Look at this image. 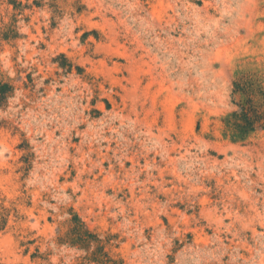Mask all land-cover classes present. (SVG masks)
I'll return each instance as SVG.
<instances>
[{"label": "rangeland", "instance_id": "1", "mask_svg": "<svg viewBox=\"0 0 264 264\" xmlns=\"http://www.w3.org/2000/svg\"><path fill=\"white\" fill-rule=\"evenodd\" d=\"M245 75L264 0H0V264H264V131L225 127Z\"/></svg>", "mask_w": 264, "mask_h": 264}, {"label": "trees", "instance_id": "2", "mask_svg": "<svg viewBox=\"0 0 264 264\" xmlns=\"http://www.w3.org/2000/svg\"><path fill=\"white\" fill-rule=\"evenodd\" d=\"M13 91L11 84L0 81V107L6 103ZM233 94L239 95L241 100L235 102L237 110L225 119L226 136L229 135L237 141H245L253 133L264 131V82L247 75L242 76L234 82ZM6 224V220L0 216V232L6 228ZM67 241L71 246L89 249L99 240L85 229L83 222L78 220ZM89 260L104 264L103 260L93 256H90Z\"/></svg>", "mask_w": 264, "mask_h": 264}]
</instances>
